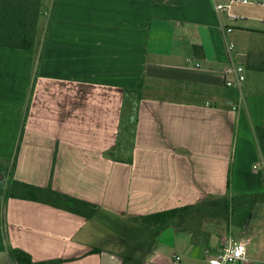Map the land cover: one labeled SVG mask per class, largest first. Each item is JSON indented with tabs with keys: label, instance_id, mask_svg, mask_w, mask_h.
Segmentation results:
<instances>
[{
	"label": "crops",
	"instance_id": "obj_1",
	"mask_svg": "<svg viewBox=\"0 0 264 264\" xmlns=\"http://www.w3.org/2000/svg\"><path fill=\"white\" fill-rule=\"evenodd\" d=\"M218 1L41 0L34 48L0 47V264L9 248L58 264H208L232 237L220 218L197 237L150 238L134 221L264 191V72L245 65L264 53V7L218 14ZM233 63L245 77L226 87ZM13 181L87 205L5 198Z\"/></svg>",
	"mask_w": 264,
	"mask_h": 264
},
{
	"label": "trees",
	"instance_id": "obj_2",
	"mask_svg": "<svg viewBox=\"0 0 264 264\" xmlns=\"http://www.w3.org/2000/svg\"><path fill=\"white\" fill-rule=\"evenodd\" d=\"M41 15V0H0V47L32 50L38 29V21ZM264 37V32L262 33ZM264 46V45H263ZM197 50V46L194 47ZM245 65L250 70L264 72V53H257L251 50L246 54ZM261 150L264 154V121L255 127ZM1 162V161H0ZM7 162L5 161V164ZM5 198L16 197L40 201L48 198V202L57 207L74 205L76 209L85 208L83 202L53 192L48 188H40L24 182L13 181L4 194ZM220 202L223 208H210L209 202ZM204 204L195 206H184L166 211L153 213L146 216L134 218V221L151 231L150 238L160 233L164 228L173 226L180 231L192 230L193 236L197 237L200 233V223L207 219L205 209L218 210L222 216L209 214V219L226 220L228 212L234 208V204L241 207V211L252 214L254 206L264 205V191L254 194H235L232 198L223 196ZM246 205V206H244ZM80 207V208H79ZM217 211V212H218ZM197 226V228H196ZM196 228V229H195ZM8 256L13 264H58L60 261H41L34 262L31 256L18 249L9 248Z\"/></svg>",
	"mask_w": 264,
	"mask_h": 264
},
{
	"label": "rangeland",
	"instance_id": "obj_3",
	"mask_svg": "<svg viewBox=\"0 0 264 264\" xmlns=\"http://www.w3.org/2000/svg\"><path fill=\"white\" fill-rule=\"evenodd\" d=\"M240 36H246L245 34ZM245 49V41L242 43H238V54L241 56ZM256 131V130H255ZM257 136V134H256ZM258 139V137H257ZM259 144V140H258ZM260 147V144H259ZM261 150V147H260ZM262 152V150H261ZM262 155L264 157V154L262 152ZM263 192V191H261ZM235 194H227L228 198H232ZM208 205L210 208L219 207L221 212H223V208L221 206L220 202H209ZM232 210L228 212L226 220H223V227L225 231V236H232L235 238H243L244 241L247 243V247L249 250L248 253V260H250V264H264V205L258 204L254 206L252 214L245 213L247 208L244 211H241V207L237 205H233ZM246 206V205H244ZM219 210V209H218ZM218 210H208L205 209V213H207V224L214 222L213 220H209V214L213 215H221V212ZM218 211V212H217ZM252 216V217H251ZM251 217V218H250ZM248 223H250V226H248ZM226 225V226H225ZM247 225V226H246ZM211 229V227H208V230ZM210 233V232H208ZM140 257H145L146 253L137 254ZM260 259V260H257ZM263 260L262 262H259Z\"/></svg>",
	"mask_w": 264,
	"mask_h": 264
},
{
	"label": "built area",
	"instance_id": "obj_4",
	"mask_svg": "<svg viewBox=\"0 0 264 264\" xmlns=\"http://www.w3.org/2000/svg\"><path fill=\"white\" fill-rule=\"evenodd\" d=\"M235 4H253L264 7V1L258 0H219L214 5L216 13H222L229 11ZM227 16L233 20H242L244 16L227 12ZM264 21V20H263ZM232 28L227 27L226 32H231ZM227 51L232 53L235 48L233 41H227ZM198 65V64H197ZM245 68L242 64L233 63L228 66L224 71V85L226 87H232L235 84H239L244 80ZM232 76L233 78H229ZM209 251L207 250L206 253ZM176 260L179 257H175ZM248 262L247 257V243L244 240H236L229 238L225 240L221 246L215 249V251L207 257L208 264H246Z\"/></svg>",
	"mask_w": 264,
	"mask_h": 264
}]
</instances>
